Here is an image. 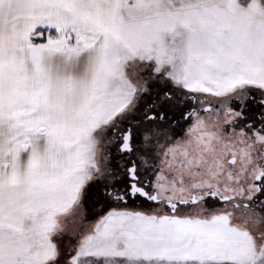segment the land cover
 Returning <instances> with one entry per match:
<instances>
[{
  "label": "snow or ice",
  "instance_id": "1",
  "mask_svg": "<svg viewBox=\"0 0 264 264\" xmlns=\"http://www.w3.org/2000/svg\"><path fill=\"white\" fill-rule=\"evenodd\" d=\"M0 264H264V0H0Z\"/></svg>",
  "mask_w": 264,
  "mask_h": 264
}]
</instances>
